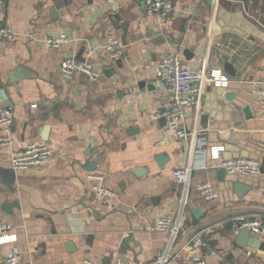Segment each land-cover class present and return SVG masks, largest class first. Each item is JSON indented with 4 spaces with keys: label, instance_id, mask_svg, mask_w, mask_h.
Listing matches in <instances>:
<instances>
[{
    "label": "crops",
    "instance_id": "obj_1",
    "mask_svg": "<svg viewBox=\"0 0 264 264\" xmlns=\"http://www.w3.org/2000/svg\"><path fill=\"white\" fill-rule=\"evenodd\" d=\"M209 1L172 0L162 21L144 0H4L0 19L19 37L0 39V88L11 104L15 141L0 148V216L18 236L24 261L156 264L164 256L172 264H264L258 251L237 243L242 230L233 224L240 217L264 220V174L230 175L221 166L239 157L264 163V103L254 91L264 87V0ZM109 31L124 45L119 58L105 50ZM61 33L68 42L45 45ZM83 51L98 81L62 74L63 60ZM170 53L189 68L221 69L232 81L229 88H201L184 121L188 141L166 138V122L154 119L170 104L157 81L158 63ZM231 129L236 145L219 138ZM33 141L48 144L51 158L38 171L15 172L12 150ZM212 147H224L220 160L210 157ZM157 155L165 157L162 166ZM176 170H190L188 184L176 182ZM90 173L103 175L116 194L112 209L93 191ZM236 182L251 188L239 196ZM205 183L216 199L201 196L197 187ZM15 202L20 207L12 214L2 210ZM167 214L170 232L154 231ZM196 236L216 255L192 246ZM8 249L0 247V264Z\"/></svg>",
    "mask_w": 264,
    "mask_h": 264
},
{
    "label": "built area",
    "instance_id": "obj_2",
    "mask_svg": "<svg viewBox=\"0 0 264 264\" xmlns=\"http://www.w3.org/2000/svg\"><path fill=\"white\" fill-rule=\"evenodd\" d=\"M119 0H108L110 3ZM4 0H0V7ZM145 8L148 13L157 16L165 21L173 11L172 0H144ZM19 34L10 26L4 24L0 19V39L13 43L17 40ZM69 38L67 34L61 33L58 37L49 38L44 41L49 48L58 49ZM106 52L113 58H119L124 51V45L115 32L109 31L106 36ZM61 72L64 76L71 78L75 74L81 73L88 76L92 81H98L100 73L89 61L80 62L76 57H69L63 60ZM157 81L163 86L170 96L169 106L154 115L155 120H164L166 127L165 136L188 141L191 134L185 126L184 121L187 111L198 106L201 88L204 85H213L218 88H229L231 77L221 69L211 68L207 63L200 68H189L183 65L182 59L178 53H170L163 56L157 66ZM254 91L262 97L264 103V87L254 86ZM13 122V113L10 108L0 109V148H13L15 141L11 135V125ZM166 138L160 144L166 143ZM224 147H212L208 149L212 160L218 161ZM53 150L46 143L33 141L26 148L12 150L10 155V165L15 172H34L46 166L51 158ZM224 168L230 175H241L244 177H254L261 174V161L244 157L225 160L222 162ZM206 167V165H204ZM190 170H176L174 179L179 184H188L190 181ZM88 179L93 182V191L100 197L106 207L112 209V197L116 194L104 186L105 178L98 173H90ZM201 196L207 200L217 198V192L209 183L201 184L197 187ZM234 227L238 230H249L256 234L264 236V220L260 218L240 217L233 220ZM173 215L167 214L160 216L153 227L154 231L168 233L172 229ZM18 236L12 233V226L3 221L0 216V247L8 246L6 251V264H32L22 259L21 252L17 246ZM194 247H207L212 255L216 252L197 236L194 238ZM159 259L156 264H172ZM84 264H101L92 259H85ZM118 264H120L118 262ZM198 264H206L203 260Z\"/></svg>",
    "mask_w": 264,
    "mask_h": 264
},
{
    "label": "water",
    "instance_id": "obj_3",
    "mask_svg": "<svg viewBox=\"0 0 264 264\" xmlns=\"http://www.w3.org/2000/svg\"><path fill=\"white\" fill-rule=\"evenodd\" d=\"M211 4H212V2H211ZM83 53H84V51L80 52V54L78 56V60L80 62L84 61ZM228 71L231 72L230 66H228ZM0 90H1L0 91V97L3 100V105H2L1 109L10 108L11 104H10V101L8 100V97L5 94V91L3 90L2 87L0 88ZM40 137H42V139L44 141L49 142L47 135H41ZM219 138L221 141L226 142L228 144H232V145L237 144L236 135H235L234 130H232V129L228 130V131L221 132L219 135ZM156 160H158L159 164H161V166H162L164 161H165V157H163L161 155H157ZM95 169H96L95 163H90L88 166V170L94 171ZM224 171L225 170H223V172ZM138 172H139V170L135 171L136 174H138ZM261 173L264 174V163H263L262 168H261ZM250 188H251L250 186H247L246 184H244L242 182L234 183V191L239 196H243L246 192H248L250 190ZM15 207L16 208L20 207L18 202H15L11 205L5 204L2 208V210L8 214H12V209ZM192 212L196 218H199V216L201 214L200 208H196ZM237 243L242 247L248 246L249 248H252V249L258 251L264 257V238L261 235L256 234L254 232H251L249 230H242L238 233Z\"/></svg>",
    "mask_w": 264,
    "mask_h": 264
}]
</instances>
